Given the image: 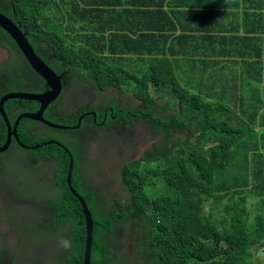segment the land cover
I'll return each mask as SVG.
<instances>
[{"label": "trees", "instance_id": "16d2710c", "mask_svg": "<svg viewBox=\"0 0 264 264\" xmlns=\"http://www.w3.org/2000/svg\"><path fill=\"white\" fill-rule=\"evenodd\" d=\"M23 1L28 0H13L14 9L5 10L11 13L15 22L27 29L33 44L46 42L54 55L50 61L47 60L51 66L58 72H62L65 67L70 68L75 75L91 79L100 90L116 86L125 71L124 66L113 64L116 58L98 56L99 51H104L98 47L84 45V50L82 45L77 46L79 41L75 36H67V33L59 29L58 17L29 10ZM187 1L172 2L169 9L162 11L163 17L158 13L152 16L147 12V17L152 20L146 26L139 27L131 22L123 30L126 33L114 39L134 44L139 37H144L143 32L147 26H154L159 32L175 31L182 25L185 26ZM216 1L219 0H190L193 8L201 10ZM104 13L109 19L112 15L123 17L130 12L107 9ZM68 14L69 17L62 20L66 29H69L67 22L75 20L77 16L75 13ZM133 17L139 18L140 13L136 11ZM71 30H75L74 27ZM149 38L152 39L151 36ZM160 38L161 42L156 43L152 39L155 43L151 45L154 50L160 49L168 36ZM197 40L198 36H195V41ZM90 44L98 46L108 43L93 41L88 43ZM0 46L10 48L15 53L20 50L11 35L1 26ZM226 51L224 43L223 55L233 58L229 62L232 63L234 78L213 91L197 83L195 86L188 84L186 77L181 75L179 64L170 59H142L147 63L149 61L146 82L136 92L143 106L126 108L124 111L115 108L127 127L137 119L145 118L149 128L160 138L139 159L124 166L122 180L127 188L125 200L130 205L129 210L100 218L93 208V264L110 259L111 254L98 236L111 232L113 225L119 223L118 218L126 222L132 236H138L142 252L148 260L144 261L146 263L264 264V255L261 254L264 253V210L254 213L256 209H264V190L260 191L264 186V124L253 117L258 112L259 105L263 107L264 81L259 82L263 80L259 75H251L254 65L264 66V59H259L264 55V46L258 53H255V48H249L246 56ZM181 53L183 52H178ZM238 57L249 68L245 69V63ZM129 60L131 59H127L125 63L132 66L127 63ZM18 74L16 67L10 64L0 66V98L15 89L13 84L19 81ZM150 85L156 86L155 95L152 94ZM165 94L167 101L163 102ZM14 122L15 120L12 121ZM32 122L24 118L18 126L19 134L26 141L32 140L30 136L33 135L29 130ZM115 123L117 121L112 120L106 129ZM242 129L248 133L246 146L241 144L239 138ZM0 132L6 134L2 117ZM238 144L241 146H237ZM242 151L243 156L248 157L246 167L242 168L244 173L232 177L231 172H228L229 165L234 154ZM53 153L62 156L64 165L67 166L70 162L58 145ZM77 168L78 161L72 177L73 183L86 185V180L79 176ZM219 170L227 172L222 182L217 181ZM150 179L153 180L147 184ZM156 182H160L163 188L157 195L149 194L146 188ZM4 186L3 180L0 190ZM85 196L93 207L92 193H86ZM67 199L79 211V202L69 192ZM84 236L83 229V238ZM0 249V253H3L4 245H0Z\"/></svg>", "mask_w": 264, "mask_h": 264}, {"label": "clouds", "instance_id": "9594fccd", "mask_svg": "<svg viewBox=\"0 0 264 264\" xmlns=\"http://www.w3.org/2000/svg\"><path fill=\"white\" fill-rule=\"evenodd\" d=\"M62 1L67 2V0H49L47 2V6L50 4L51 6L48 7L60 10ZM68 2L71 3L73 12V5L75 4V1L71 0ZM23 3L26 6H30L32 8V11L43 15L39 6V2L37 0H28L27 2L23 1ZM5 8H9L11 10L14 9L13 0H11L10 6L7 5V2L5 0H0V12L3 13L9 19H11L14 23L19 25L22 31L27 33V37L29 39L27 29L25 27H22L21 23L15 22L12 19L13 17L11 13H8ZM71 22L73 21H70L69 23ZM70 27H74L75 30L70 29V32L67 33V36H75L76 40L79 41V44L77 46L82 45V48L85 50L83 42L85 40L86 35H84L83 32L78 30L73 23L70 25ZM74 32L75 34H73ZM12 39L15 41L16 45L20 50L17 53L12 52L11 61L9 60L3 65L10 64L16 67V69L19 71V74L25 75L28 81L35 82V85L39 84L40 87L31 88V90L13 89L8 91L4 95L10 92L45 94L52 91V85L49 84V81L40 72L41 70H43V63H45L60 78L61 89L57 97L51 102L45 99V102L48 103V105L42 111V118L62 127L52 126L47 122L40 121L37 118L26 115H35L41 111V109L43 108V103L39 100L26 98L9 99L3 105V110L5 114L2 112L0 106V117L3 118L6 127L5 135L0 132V147L4 146L8 142L9 135H11V140L9 141L8 148L4 151H0V153L5 152L4 154H6L12 149L24 150L30 153L28 157L23 159H19L15 154H10L6 158V160H9L10 162L12 160L18 162L16 166L12 165L16 168L14 174L10 176H5L0 171V184L3 182V180L5 181V186L3 188H5V192H7L11 198V211L8 214H3L0 212V222L2 224L0 234L15 231L17 229V226H24L27 227V230H29V226L34 225L38 227L37 229L41 232H44L45 230H51L53 232H56L57 230H59V228H61L62 237L59 239L58 243L59 246L62 248V253L66 255L67 261L46 262L48 264H79V261H82V264H93L92 252L95 239L94 210H96L95 212L100 218H107L114 213L115 215L122 214L124 211L129 210L130 205L125 200L127 188L124 184V181L122 180L123 169L125 164L137 160L140 157L126 162L124 165L120 166V186L118 187L120 200H114L115 207L103 213L101 209L105 207V204L107 202V196L101 195L96 190V185L93 183V179L86 177L84 175L83 170H81L80 163L82 154L76 147H74L70 142H68L66 137L61 139L58 135L53 134L52 132L48 133L46 130L54 131L59 129L66 131L69 135H76L78 133L89 131L96 136V131L106 129L107 125H110L112 120L117 121V123L121 121V117L116 112L115 107L119 108L122 111H124L126 108H132L128 103L123 102L122 99L124 97V93L131 91L133 93V96L141 101V99L136 96V92L138 91V89H140V85L137 82H129L126 84L125 89H120L116 86H109L106 87L104 90H100L96 85L92 83L91 79H89L88 77H79L75 75L73 70L70 68L65 67L62 72H58L57 69L51 66L47 61H50L51 57L54 58V55L50 50L49 46L46 44V42L44 44L35 45L29 39L30 44L32 45L36 55L39 57V59H35L38 62V69H36L30 62V60L24 55L16 40L13 37ZM16 55L24 57V62L26 64L25 68H18L14 64V57ZM98 56H102L104 58L109 57V55L105 51L99 52ZM126 60L127 59H117L113 63L118 67L124 66L123 69L125 71L122 76L127 75L128 71L130 70H137L141 68L137 66H128L125 63ZM170 60L177 64L179 63L178 59ZM190 60L195 64L198 62L205 61L204 58L192 57H190ZM40 61L43 63H41ZM72 79H76L81 83L84 82L92 84L96 92H104L108 88H114L121 92L120 98L117 101L115 100L111 103L103 105L101 108H97L94 105L89 104V102L85 104H79L80 106H83L82 110L73 114V117L68 116V121L59 120L58 115L63 114L65 116L70 114L68 112L62 113L60 111V108L57 107V104L61 101L63 95L62 93L64 92L68 82ZM155 89L156 86L150 85V90L153 95H155ZM11 107H13L14 110H12ZM261 115L262 111L259 108L258 112L254 113L253 117L258 122L264 124V121L259 120L261 118ZM24 118L33 121L29 128L33 135L30 136L32 138L31 141H26L19 134L18 126L20 121ZM13 120H15L14 123H12ZM17 121H19L18 124ZM241 133L242 134L239 137L240 142L241 144H245L246 146V143L248 141V133H245L244 129H242ZM56 145L61 147L64 150L65 156L69 158L70 162L67 166L63 164L61 155L57 156L53 153V150L55 149ZM77 161L79 162V168H77V172L81 178L86 180V185H77L73 183L72 177L74 175V172L76 171L75 164ZM25 175H30L34 180V184L29 188L25 187ZM152 180L153 179H150L147 184H150ZM157 184L158 182L153 183L152 185ZM159 185L163 187L160 182ZM3 188L1 190H3ZM148 188H146L147 192ZM160 189L158 191H160ZM261 190H264V186L261 187L260 191ZM68 192L72 194L79 202V211H77L74 204L68 202ZM86 193H92L93 207L88 202L85 196ZM152 195L155 194L153 193ZM191 199L193 200L192 194ZM93 208L95 209L93 210ZM263 210L264 209L259 208L256 209L254 213L256 214ZM118 221V224L113 225V230L111 232H106L104 236H102V234L98 236L99 241L111 254L109 260H106V262H101L100 264H108L110 261H114V259L118 258L120 255L123 244L122 240H119V237L121 236L123 230L122 224H125L126 226L127 224L121 218H118ZM83 229L85 231L84 238ZM112 234H114L116 237L114 249L111 241ZM14 244L15 237L13 236V241L4 245L5 251L3 253H0V257H47V253H53L55 250L53 244L47 245L41 243V246L44 248V251H46L44 254H39L38 247H29L24 251L25 255H21L19 251H17L13 247ZM140 248L142 250V244ZM1 251L2 250L0 249V252ZM261 254L264 255V253ZM5 262L6 261H2V264H5ZM41 262L42 261H38L39 264H41ZM140 262L141 264H151L146 263L144 261ZM13 263L16 264V261H13Z\"/></svg>", "mask_w": 264, "mask_h": 264}, {"label": "crops", "instance_id": "0c3cea01", "mask_svg": "<svg viewBox=\"0 0 264 264\" xmlns=\"http://www.w3.org/2000/svg\"><path fill=\"white\" fill-rule=\"evenodd\" d=\"M68 1L71 0L61 2L60 10L75 13L90 21L87 22L90 30L83 33L86 35L83 42L85 46L104 49L109 53V57L116 59H131L127 61L128 64L141 68L148 66L142 59L152 57L178 59L181 75L186 77L187 83L193 86L197 83L209 91L222 88L226 82L234 78L231 71L232 63L229 62L233 58L223 55L224 43L226 52L237 56H246L249 48H255V53H258L264 46V0H219L202 10L193 8L192 2L188 0L185 6L187 15L185 26L182 25L175 31L161 32L154 26H147L143 32L144 37H139L134 44L119 42L114 38L125 34L123 30L131 22L139 27L146 26L145 24L152 20L147 17L148 13L152 16L158 13L163 17L162 11L169 9L171 3L177 0H74L73 12ZM107 9H122L124 13L127 11L130 13L123 17L112 15L108 19L104 13ZM136 11L140 13L139 18L133 17ZM149 36L156 40L155 43L161 42L160 36H168V39L161 44L160 49L154 50L151 45L155 43ZM195 36H198L197 42ZM93 41L108 44L88 45ZM190 57L204 58L205 61L195 64ZM238 58L244 62L242 58ZM259 59L263 60L264 55ZM254 67L264 66L254 65L251 74L263 78L259 82L264 81V69ZM247 68L249 66L245 63V69ZM262 103L263 107L259 105L262 111L259 120L264 121V101Z\"/></svg>", "mask_w": 264, "mask_h": 264}, {"label": "rangeland", "instance_id": "374dc122", "mask_svg": "<svg viewBox=\"0 0 264 264\" xmlns=\"http://www.w3.org/2000/svg\"><path fill=\"white\" fill-rule=\"evenodd\" d=\"M7 5H11V0H5ZM41 12L44 15L56 16L60 20L59 29L63 33L70 32V25L73 23L75 27L84 33L89 31L90 27L88 19H83L81 16H76L73 22H67L69 29L65 28V24L62 23L64 18L69 17V12L54 9L47 6L49 0H37ZM26 6V5H25ZM29 10H32L30 6H26ZM88 22V23H87ZM12 50L7 47L0 46V65L11 61ZM108 55L109 53L106 52ZM14 64L18 68H25L23 56L16 55L14 57ZM146 68H139L137 70H130L125 76L119 78L116 87L125 89V86L129 82H137L140 87L145 84V75L147 74ZM16 90H31V88H39L40 85L35 82H30L26 79L25 75L19 74V81L13 84ZM62 99L57 104L62 113L68 112L70 114L58 115V119L62 121H68L67 117H73V114L83 109V106L79 104L94 105L97 108H101L103 105L117 101L120 98L121 92L114 88H108L104 92H96L92 84L79 82L76 79H72L68 82L64 92L62 93ZM123 102L128 103L132 108L142 107L143 104L140 100L133 96L131 91L123 94ZM163 102L167 101L166 94L162 99ZM48 133L52 132L63 139L66 137L74 147H76L82 154L80 167L83 170L86 177L92 178L93 183L96 185V190L101 195L107 196V202L105 207L102 208V212L105 213L111 208H114V200H120V194L118 193V187L120 186L119 171L120 166L124 165L135 158H139L151 145L157 143L160 137L155 136L156 133L149 128V123L144 118L137 119L133 125L127 127L122 121L113 124L109 129L99 130L95 136L89 131L78 133L76 135H69L63 130H46ZM240 146V145H237ZM74 150V149H73ZM75 151V150H74ZM10 154H15L19 159L26 158L30 155L28 151L12 149L4 155V158ZM244 151L234 154L233 159L229 165L228 172L230 171L232 177L243 175V166L246 167V156H243ZM13 166L18 164L17 161H11ZM117 171V173H116ZM227 172L222 170L218 171L217 181L222 182L226 178ZM25 187L29 188L34 184V180L30 175H25ZM163 188L159 185H152L148 188L150 194L157 195L159 189ZM11 198L10 195L5 192V188L0 191V212L8 214L11 211ZM2 224L0 222V229ZM122 234L119 240H122V250L118 258L114 261H110L108 264H141L140 261H148L143 254L140 246L141 242L138 236H132L128 227L122 224ZM111 241L113 249L115 248L116 237L111 235ZM5 264H14L13 261H6ZM16 264H39L38 261H16ZM41 264H48L46 261H42ZM258 264V263H257ZM260 264V263H259Z\"/></svg>", "mask_w": 264, "mask_h": 264}, {"label": "flooded vegetation", "instance_id": "af4514ba", "mask_svg": "<svg viewBox=\"0 0 264 264\" xmlns=\"http://www.w3.org/2000/svg\"><path fill=\"white\" fill-rule=\"evenodd\" d=\"M11 109L14 110L13 107H11ZM4 153L5 152L0 153V171L5 176H10L15 173L16 168L12 166L9 160H6L7 157L4 158ZM16 228L17 229L15 231L0 234L1 246L12 242L14 236L15 244L13 247L17 251H19L21 255H25L24 251L29 247H38L39 254H44L46 251H44V248L41 246V243L47 245L53 244L55 250L53 253H47V257H0V261H67L66 255L62 253V248L59 246L58 243L59 239L62 237L61 228H59V230H57L56 232H53L51 230H45L44 232H41L37 229L38 227L34 225H30L29 230H27V227L24 226H17Z\"/></svg>", "mask_w": 264, "mask_h": 264}, {"label": "water", "instance_id": "95a60500", "mask_svg": "<svg viewBox=\"0 0 264 264\" xmlns=\"http://www.w3.org/2000/svg\"><path fill=\"white\" fill-rule=\"evenodd\" d=\"M0 26H2L5 30H7V32L16 40L17 44L20 46L24 55L30 60L32 65L36 69H38V62L35 59H39V57L36 55L32 45L30 44V41L27 37V33L23 32L19 25L14 23L11 19L6 17L1 12H0ZM40 72L49 81V84L52 85L53 87L52 91L45 93V94H27L23 92H10L1 98L0 100L1 110L5 114L3 110V105L9 99H16V98L36 99L43 103V108L38 114H35V115L26 114V115L37 118L40 121L47 122L48 124L52 126L62 127L52 122H49L47 120H44L42 118V111L48 105V103L45 102V99L51 102L57 97L61 89L60 78L45 63H43V70H41ZM18 122L19 121H17V124ZM9 130H10V126H9ZM10 140H11V135H9L8 142L4 146L0 147V151H4L8 148ZM69 178H70V174H69Z\"/></svg>", "mask_w": 264, "mask_h": 264}]
</instances>
